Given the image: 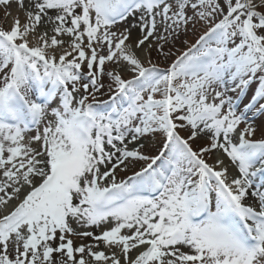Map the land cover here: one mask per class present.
Returning <instances> with one entry per match:
<instances>
[{
    "label": "snow or ice",
    "instance_id": "snow-or-ice-1",
    "mask_svg": "<svg viewBox=\"0 0 264 264\" xmlns=\"http://www.w3.org/2000/svg\"><path fill=\"white\" fill-rule=\"evenodd\" d=\"M14 2L0 264H264V0Z\"/></svg>",
    "mask_w": 264,
    "mask_h": 264
},
{
    "label": "bare ground",
    "instance_id": "bare-ground-1",
    "mask_svg": "<svg viewBox=\"0 0 264 264\" xmlns=\"http://www.w3.org/2000/svg\"><path fill=\"white\" fill-rule=\"evenodd\" d=\"M7 12H10L11 16H7L6 17V13ZM18 14L20 15V18L23 21L24 17H23V15L21 13H18L17 5L14 2V0H13V3H12L10 8H4L3 6H0V26H3L5 28L9 27L11 25V23L13 22V18L16 15H18ZM124 26H126V25H124ZM124 26H121V27H124ZM136 35H137V32L134 29L133 30V39H135ZM194 39H195V37L193 36L192 32H189L186 35L181 33V35L175 41V46L174 47H172L171 43L168 45V47L172 48L173 55L171 57H169V59L167 61L163 60L162 57H157L155 53H153V59L157 60V62H159L161 64V66H166V64L170 63L171 60L174 59L176 55H179L180 51H183L187 47V45H185L183 43L184 40H188L189 42H193ZM177 50H179V51H177ZM141 56H143V54H141ZM105 83H107V80H105ZM100 98L106 100L108 97L107 96H102ZM254 124L257 127V129H259L261 127V125H264V116L255 117ZM257 135L259 137V132L257 133ZM145 143H146V149H145L146 152H148L149 154H155L157 148L159 147V144L156 142V138H153V140L151 142L145 141ZM199 143H200V141H197V144H199ZM33 146L37 147V145H33ZM209 162L213 163V164L215 163L213 158ZM224 162H225V166H227L229 168V175L230 176L235 175L236 174V170L230 164L229 160L226 158L224 160ZM130 174H131V172L128 173V175H130ZM121 175H123V174H121ZM16 202L17 201L13 200L12 203L10 204V207L2 206V210L6 211V209H8V211H10L14 207ZM94 230H95V228L91 229V231H94ZM85 242H87V241H85Z\"/></svg>",
    "mask_w": 264,
    "mask_h": 264
},
{
    "label": "rangeland",
    "instance_id": "rangeland-1",
    "mask_svg": "<svg viewBox=\"0 0 264 264\" xmlns=\"http://www.w3.org/2000/svg\"><path fill=\"white\" fill-rule=\"evenodd\" d=\"M37 147H38V145H37ZM218 152V154L220 153V151H217ZM9 203H12V201H10ZM1 207V206H0ZM2 214H5L4 212H2L1 210H0V215H2ZM82 230H84V229H82ZM86 230V229H85Z\"/></svg>",
    "mask_w": 264,
    "mask_h": 264
}]
</instances>
